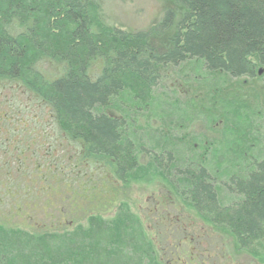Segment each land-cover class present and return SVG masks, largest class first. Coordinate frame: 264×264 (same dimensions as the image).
<instances>
[{
    "label": "trees",
    "instance_id": "obj_1",
    "mask_svg": "<svg viewBox=\"0 0 264 264\" xmlns=\"http://www.w3.org/2000/svg\"><path fill=\"white\" fill-rule=\"evenodd\" d=\"M103 1L0 0V89L16 87L47 109L59 135L77 152L67 165L52 154L38 161L36 152L25 162L23 145L10 142L19 150L16 173L21 177L10 179L11 164H6L0 171L7 174H0L4 184L8 182V188L11 184V190L24 188L25 168L40 172L46 165L57 182L67 183L70 191H75V187L83 188L78 184L79 175L85 176L82 163H89L120 184V189L115 188L106 180L109 185L101 192L105 191L108 206L124 213L127 185L153 182L155 174L149 179L150 172L160 177L164 171L174 172L189 182L184 193L191 209L228 232L239 250L249 249L264 238V162H255L246 177L232 176L223 183L234 202L222 205L217 179L204 166L181 170L172 151L154 152L138 146L127 128L132 123L129 112L140 116L151 107L166 70L191 62L200 65L211 81L223 85L217 90L218 97L209 93V102L218 104L219 100L222 107L226 103L243 105L256 89L249 83L242 86L240 79L264 77V0H161L167 9L144 31L105 25L100 15ZM197 96L191 91L185 104L202 105ZM112 107L124 114L107 113ZM213 110L206 108L200 113L209 118L220 116ZM19 112L6 116L10 138L14 133L19 138L23 126L29 124L14 119L18 115L13 114ZM3 150L6 146L0 144ZM140 153L147 160L145 164L139 161ZM22 179L23 185L19 182ZM4 190L8 196L10 189ZM63 194L64 200L71 198L69 190ZM46 197L53 207L52 197ZM88 201L82 200L80 205ZM15 202L11 205L18 211L20 205ZM80 205L68 210L82 213ZM97 218L88 216L86 221ZM116 221L125 223L123 219ZM115 236L130 239L133 235L118 228ZM132 258L137 260L134 254ZM154 260L149 258V263Z\"/></svg>",
    "mask_w": 264,
    "mask_h": 264
},
{
    "label": "rangeland",
    "instance_id": "obj_2",
    "mask_svg": "<svg viewBox=\"0 0 264 264\" xmlns=\"http://www.w3.org/2000/svg\"><path fill=\"white\" fill-rule=\"evenodd\" d=\"M166 9L161 0H104L100 15L109 27L144 31ZM199 66L191 62L167 69L146 113L135 116L129 112L132 123L127 132L138 146L154 152L172 151L181 170L204 166L217 179L221 204L229 205L234 198L226 193L223 183L232 176L246 177L255 162H264V77L252 79L256 91L250 92L243 105L226 103L222 107L219 100L213 104L208 99L209 93L218 97L217 90L223 85L211 81ZM250 81L242 78L239 82L246 86ZM191 91L198 93L202 105L185 104ZM206 108H213L214 115L220 116L209 118L201 114ZM11 111H20L11 113L18 115L14 119L29 123L23 126L24 135L19 138H15L17 133L10 138L6 131ZM106 112L124 114L114 107ZM0 133V144L7 149L0 151V171L6 164L12 168L11 174H0L14 181L21 177L16 173L19 150L10 142L23 145L25 162L36 152L34 158L38 161L52 154L67 165L77 153L74 145L59 135L48 110L16 87L0 89ZM27 137L30 139L25 141ZM138 156L145 164L142 154ZM88 164L82 163L85 176L78 178L83 188L75 187V191H70L67 183L57 182L51 167L46 165L40 172L25 168L24 188L11 190V184L8 188V182L4 184L0 177V264H150L149 258H155L151 264H264V238L249 249L239 250L228 232L191 209L184 193L189 185L187 179L177 178L180 176L174 172L164 171L161 177L150 172L149 179L155 174L153 182L143 180L127 185L124 200L128 201H123L122 213L118 207L108 206L105 191L101 192L108 181L119 189L120 184L100 167ZM102 178L104 182H100ZM23 180L19 181L22 185ZM4 189H10L8 196ZM66 190L71 193L69 200H64ZM46 196L52 197L53 207ZM82 200L87 204L80 205ZM15 201L20 205L18 211L11 205ZM79 205L82 213L68 210ZM88 216L99 218L88 222ZM118 228L127 229L133 236L116 238ZM138 251L141 254L137 256ZM133 254L138 261L132 258Z\"/></svg>",
    "mask_w": 264,
    "mask_h": 264
},
{
    "label": "bare ground",
    "instance_id": "obj_3",
    "mask_svg": "<svg viewBox=\"0 0 264 264\" xmlns=\"http://www.w3.org/2000/svg\"><path fill=\"white\" fill-rule=\"evenodd\" d=\"M258 80H259V79H258ZM240 84H241V83H240ZM249 84H250V87H251L252 89H255V88L253 87V86H255V83L252 84V81H250ZM241 85H242V84H241ZM242 86H243V85H242Z\"/></svg>",
    "mask_w": 264,
    "mask_h": 264
}]
</instances>
